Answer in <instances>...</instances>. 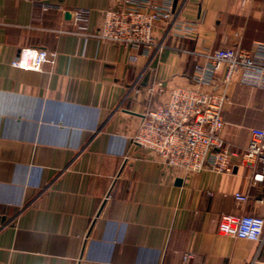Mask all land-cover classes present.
<instances>
[{"label": "crops", "instance_id": "0c3cea01", "mask_svg": "<svg viewBox=\"0 0 264 264\" xmlns=\"http://www.w3.org/2000/svg\"><path fill=\"white\" fill-rule=\"evenodd\" d=\"M120 2L0 0V264L264 260V236L218 228L223 214L264 217L258 164L238 153L229 172L186 173L132 139L170 87L192 85L187 49L264 43V0H173L149 54L95 36ZM26 46L55 51V62L13 66ZM158 80L165 92L137 93ZM227 92L222 136L242 152L264 127V86L234 79Z\"/></svg>", "mask_w": 264, "mask_h": 264}, {"label": "built area", "instance_id": "2783aa9c", "mask_svg": "<svg viewBox=\"0 0 264 264\" xmlns=\"http://www.w3.org/2000/svg\"><path fill=\"white\" fill-rule=\"evenodd\" d=\"M173 14V0H121L105 11L95 36L149 54L156 44V26L172 19ZM186 51L196 60L190 78L192 85L170 87L167 99L145 113L133 141L158 154L171 168L186 173L199 172L207 167L217 173L229 172L233 167L232 155L239 153L248 164L260 166L254 180L263 181L264 127L252 129L248 146L242 152L231 150L222 136V109L229 99L228 86L234 79L264 86V43H257L253 50L237 44ZM56 57L55 51L26 46L11 64L39 70L46 62L54 63ZM166 89L158 80L137 89V93L151 95ZM235 198L246 202L249 195L237 191ZM218 228L223 234L260 241L264 236V217L249 213L223 214ZM191 256L192 253L188 252L184 258L188 260ZM251 264H264V260L254 259Z\"/></svg>", "mask_w": 264, "mask_h": 264}, {"label": "water", "instance_id": "95a60500", "mask_svg": "<svg viewBox=\"0 0 264 264\" xmlns=\"http://www.w3.org/2000/svg\"><path fill=\"white\" fill-rule=\"evenodd\" d=\"M174 6H175V5H174ZM66 16L69 17V16H70V13L67 12V13H66ZM176 181H177V183H181V182H182V178L179 177V178H177ZM103 203H104V202H103ZM103 203H102V205H101V207H100V209H99V211H98V214H99V212L101 211V208H102V206H103Z\"/></svg>", "mask_w": 264, "mask_h": 264}]
</instances>
